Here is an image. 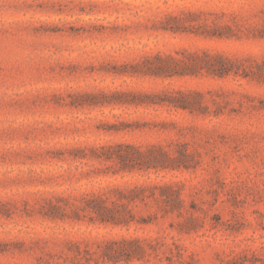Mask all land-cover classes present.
Returning <instances> with one entry per match:
<instances>
[{
	"label": "rangeland",
	"instance_id": "1",
	"mask_svg": "<svg viewBox=\"0 0 264 264\" xmlns=\"http://www.w3.org/2000/svg\"><path fill=\"white\" fill-rule=\"evenodd\" d=\"M0 264H264V0H0Z\"/></svg>",
	"mask_w": 264,
	"mask_h": 264
},
{
	"label": "trees",
	"instance_id": "2",
	"mask_svg": "<svg viewBox=\"0 0 264 264\" xmlns=\"http://www.w3.org/2000/svg\"><path fill=\"white\" fill-rule=\"evenodd\" d=\"M157 65L149 71V74L161 77H174V76H184V75H193L201 72L202 70L207 71L208 73L215 74L219 77H224L228 75L231 70L228 69L227 65L230 62L228 59L223 58L222 56H212L209 53H203L202 56L198 55H191L188 57V61L185 60H175L173 58H162L157 57L155 58ZM177 96H170L168 99H163L162 101H156V103H166L172 105L177 109L182 110H189L193 111L196 108V103L193 101L192 94H185L183 92H177ZM198 96V94H197ZM131 149V147H128ZM139 155H143L147 157V161L142 162L139 166H145L147 168H168L169 165L160 161L157 157L154 156L153 150L149 152H141L140 150H136ZM125 163L126 166H129L130 163H135L136 161L133 159L134 157L131 156H121L120 157ZM129 162V163H128ZM168 194L165 191H161L160 195L157 196L155 191H151V194L148 195L146 198H154L160 200H167ZM139 198L141 200H145L144 195H135L132 197L131 200ZM95 216V219L100 223H112V224H120L122 221L117 217L116 211H113L111 208H103V207H92L91 209ZM175 209L165 210V214L174 213ZM128 241L120 242H110L107 246V249L104 253V257L107 258L109 261L114 263H118L120 261L130 262L135 258H141V254H143L144 250L139 248L138 251L130 250L126 245Z\"/></svg>",
	"mask_w": 264,
	"mask_h": 264
}]
</instances>
